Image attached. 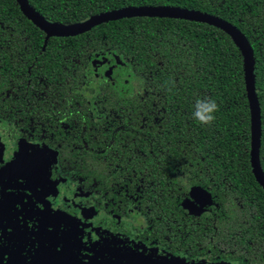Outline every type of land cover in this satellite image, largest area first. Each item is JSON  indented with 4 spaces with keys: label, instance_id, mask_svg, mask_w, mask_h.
<instances>
[{
    "label": "flooded vegetation",
    "instance_id": "af4514ba",
    "mask_svg": "<svg viewBox=\"0 0 264 264\" xmlns=\"http://www.w3.org/2000/svg\"><path fill=\"white\" fill-rule=\"evenodd\" d=\"M205 1L170 6L216 16L245 34L234 20L235 11L222 6L225 0L218 6L210 1L208 9ZM239 1L250 8L247 0ZM8 30L0 13V264H264V225L256 235L247 233L254 216L250 204L238 202L248 214L232 229L239 215L217 200L219 194L229 196V189L215 191L212 185L192 182L197 174L177 170L173 181L186 188L180 203L187 219L169 227L167 219L150 211L149 183L124 171L118 155L125 151L109 152L115 137L105 136L95 124L124 132L133 118L99 107L101 85L123 96L148 93L122 56L108 50L89 56L76 86L82 101H69L63 95L69 94V85L38 71V59L52 37L75 36L46 39L42 30L38 52L34 38L23 41ZM123 120L126 124L118 123ZM110 153L117 162L106 170L101 157L106 161ZM261 211L257 223L264 222Z\"/></svg>",
    "mask_w": 264,
    "mask_h": 264
},
{
    "label": "trees",
    "instance_id": "16d2710c",
    "mask_svg": "<svg viewBox=\"0 0 264 264\" xmlns=\"http://www.w3.org/2000/svg\"><path fill=\"white\" fill-rule=\"evenodd\" d=\"M29 1L47 19L63 24L125 6H195L194 0ZM210 1L218 6L220 0H206L203 2L206 9L210 8L207 7ZM247 3L251 14L239 0H225L222 6L235 11V22L254 48L262 115L260 159L264 170V18L259 15H264V0H247ZM0 13L6 16L8 32L23 41L34 38L37 51H41L45 34L22 13L16 0H0ZM102 50L122 56L148 87L144 97L137 93L129 97L113 91L109 85H101V94L96 100L99 107L113 108L119 118L132 117L133 122L124 132H115L113 128L104 131L101 122L95 126L105 136L115 137L109 152L125 151V155H118L124 171L149 183L145 193L150 198L151 213L167 219L172 228L175 221L186 217L180 203L186 188L173 181L174 174L180 170L197 174L192 178L194 183L212 185L215 191L218 187L221 191L229 189V196L219 194L217 200L221 205L228 204L229 212L239 215L232 229H237L239 220L248 214L238 202L250 204L254 216L247 233L256 235V228L264 225L255 220V215L264 210V190L252 172L251 114L244 59L233 38L217 27L199 22L147 16L123 18L100 24L75 37H52L45 52L39 54L38 71L53 81L69 85L66 87L69 94H63L66 100L81 102V88H76L80 76L90 63L89 56L94 57ZM198 97H210L219 105L210 126L192 118ZM114 101L119 104L113 105ZM86 118L90 126L92 119ZM93 145L97 147L95 140ZM111 155L108 154L106 161L101 157L106 170L107 166L112 170L117 162ZM186 229H191L190 224Z\"/></svg>",
    "mask_w": 264,
    "mask_h": 264
},
{
    "label": "water",
    "instance_id": "95a60500",
    "mask_svg": "<svg viewBox=\"0 0 264 264\" xmlns=\"http://www.w3.org/2000/svg\"><path fill=\"white\" fill-rule=\"evenodd\" d=\"M17 2L25 16L46 33V39L52 36H76L90 31L94 27L103 23H109L111 21L123 18L143 16L183 18L188 20L202 21L215 25L227 32L239 46L243 54L244 78L251 114L250 160L253 174L255 175L257 181L264 188V170L262 168L260 159V148L262 141V115L261 105L256 88V57L254 48L252 47L250 41L236 26L221 18L207 13L170 5L125 6L99 12L75 23L63 24L47 19L30 3L29 0H17ZM185 207L190 209L188 201ZM178 262L179 263L177 264H190L186 263L185 261ZM161 264L170 263L169 261H163Z\"/></svg>",
    "mask_w": 264,
    "mask_h": 264
},
{
    "label": "clouds",
    "instance_id": "9594fccd",
    "mask_svg": "<svg viewBox=\"0 0 264 264\" xmlns=\"http://www.w3.org/2000/svg\"><path fill=\"white\" fill-rule=\"evenodd\" d=\"M219 110V105L210 97L197 98L194 104L192 118L198 121L201 125H211L216 116L214 115Z\"/></svg>",
    "mask_w": 264,
    "mask_h": 264
},
{
    "label": "rangeland",
    "instance_id": "374dc122",
    "mask_svg": "<svg viewBox=\"0 0 264 264\" xmlns=\"http://www.w3.org/2000/svg\"><path fill=\"white\" fill-rule=\"evenodd\" d=\"M120 60V59H119ZM136 85L138 86V87H140V85H139V83H136ZM190 201H191V197L188 199V202L190 203Z\"/></svg>",
    "mask_w": 264,
    "mask_h": 264
}]
</instances>
